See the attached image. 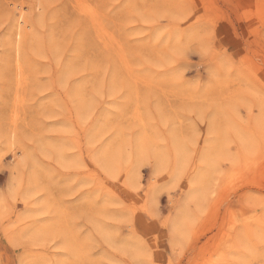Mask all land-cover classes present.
Listing matches in <instances>:
<instances>
[{"label": "rangeland", "instance_id": "obj_1", "mask_svg": "<svg viewBox=\"0 0 264 264\" xmlns=\"http://www.w3.org/2000/svg\"><path fill=\"white\" fill-rule=\"evenodd\" d=\"M0 264H264V0H0Z\"/></svg>", "mask_w": 264, "mask_h": 264}]
</instances>
